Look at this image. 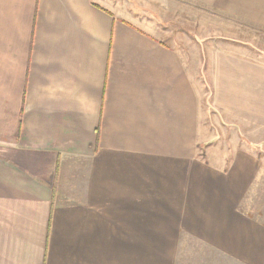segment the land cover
<instances>
[{
	"label": "crops",
	"instance_id": "0c3cea01",
	"mask_svg": "<svg viewBox=\"0 0 264 264\" xmlns=\"http://www.w3.org/2000/svg\"><path fill=\"white\" fill-rule=\"evenodd\" d=\"M244 32L264 0H0V264H264L257 156L206 144L264 146Z\"/></svg>",
	"mask_w": 264,
	"mask_h": 264
},
{
	"label": "rangeland",
	"instance_id": "374dc122",
	"mask_svg": "<svg viewBox=\"0 0 264 264\" xmlns=\"http://www.w3.org/2000/svg\"><path fill=\"white\" fill-rule=\"evenodd\" d=\"M212 21H216L214 18L209 21V28L214 25L215 23H212ZM235 38L238 39V41H241L244 43V45L240 46V49L243 53H245L247 56H249L251 59H254L258 62L264 63V33H257V32H244L243 35L237 34ZM237 45V43H234ZM220 46H217L215 44H208V51L214 52L215 49L219 48ZM224 47H229V42L224 41ZM210 103V101H209ZM212 117V118H211ZM215 116L209 112V119H208V130L209 132L212 131V134H208L207 138L210 137V135H215L216 132L219 133V136H222L221 138L214 137L213 139H209V141L206 144H209V151L214 157L220 158V155H224L225 151H228V154L232 152L235 148L238 149H247L249 151L254 152V154L257 156V164L255 167V181H253L251 187L246 190L244 197L241 199L240 209H239V217L240 219H246L249 215L248 208L250 205V209L253 207L252 202L256 199L259 201L260 205L257 207L261 208L259 210L260 219L259 223L264 224V146H257V142H251L252 144L249 145L244 140H239L240 143L236 146V137L233 130L230 129H221L218 124H215L214 122ZM229 139H231V143H229ZM211 142V143H210ZM198 143V144H197ZM197 144V145H196ZM202 144V145H201ZM205 144V143H204ZM203 142H193V149H195V146L200 147V150L196 148L195 150V156H193V159L200 161V157L202 153H205V145ZM204 149V150H203ZM262 150V151H261ZM258 215V212H257ZM242 227H245V225L241 224Z\"/></svg>",
	"mask_w": 264,
	"mask_h": 264
}]
</instances>
